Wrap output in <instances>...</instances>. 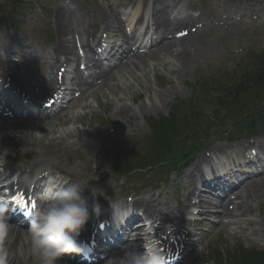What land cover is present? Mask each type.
Wrapping results in <instances>:
<instances>
[{
    "label": "bare ground",
    "instance_id": "6f19581e",
    "mask_svg": "<svg viewBox=\"0 0 264 264\" xmlns=\"http://www.w3.org/2000/svg\"><path fill=\"white\" fill-rule=\"evenodd\" d=\"M120 4H124V0H119ZM76 5V4H75ZM77 6V11L72 9V7L67 8L65 6L59 8L58 10V18L56 20V26L58 30V40L57 43L54 45L52 51H48L45 56L53 55V53L61 54L65 57L67 60L69 55H73L76 60H78V56L75 52V47L73 46L72 38L74 34L77 33L79 38L82 40L85 47H88L90 50H92V47L90 45V39L94 37L95 32L99 31L100 26L96 23L97 13L101 17V23L105 26V28H114L118 32H123V23L121 19H118L115 10L108 4L107 6L100 4V3H94V7L92 10L86 11L82 7ZM179 22L176 23H164V30L169 31L172 25H177ZM69 35L72 36L71 39H69ZM9 38L8 35H3L0 39V48L10 49L12 46L5 43L6 40ZM191 41L190 38H181L172 40L169 42L163 43L159 49L155 52H152L148 54V58L153 60V63L156 62H165L163 63V66L169 71H171V74L176 76L178 79H182L185 72L191 70L193 64H196L200 58V53L193 49V47L190 46ZM13 46H16L21 51H28L33 50L34 47L30 45H21V44H14ZM125 55H127V60L125 62L122 61V59L119 61L118 64L115 65V67L105 71L104 73L98 74L97 78L99 81L101 80V83L99 84V90H105L108 89L109 91H114L120 86V83L117 81L119 80V77H125L127 79V82H131L129 84L130 89L129 90H136L140 89V86H144L148 91H150V85L148 81H146L147 78H149L148 69L145 70L147 66V61L144 57L140 56L141 54L138 52H133L130 48L124 51ZM132 53V55H130ZM164 55V56H163ZM11 59V58H7ZM55 64L58 62H61L60 66H63V63H66V61L63 62L62 58L55 57L54 59ZM6 59L3 58L1 61V64H5ZM8 65H10V62H8ZM100 65V64H99ZM59 66V67H60ZM58 67V68H59ZM155 69V68H153ZM60 70V68H59ZM57 76V74H56ZM76 77L80 79V83L84 86H91L92 84H88L89 81H85L82 78V75L77 70ZM6 79L11 83V80L13 82L12 85L18 84L16 88H19L21 90H26L28 93L31 94L30 100L32 103H39L40 99L38 98L37 94L38 91L36 87L30 83L27 82V77L24 74V71H21L19 67L12 65L9 70L6 72ZM55 80H57V77H53L49 81H47L46 85H49L52 87L55 83ZM172 87L174 84H171ZM139 94H142L141 92ZM158 98L163 99L165 93H158ZM155 95V96H157ZM154 97H150V103L147 101H143L137 109H132L127 104L123 102V99H120L118 104L115 107V114L116 116L121 117L122 119H125L126 122L129 121V118L131 115L137 114V113H145L149 111L151 108H156L158 105L154 102ZM151 105V106H150ZM99 113V112H98ZM53 121H50L47 125L49 126L50 133L54 132ZM5 124H0V129L4 127ZM34 126H36V123H34ZM17 132V131H16ZM30 131L22 132L16 136L20 137L22 135H25L27 137L26 139L19 138V142L14 144V141L11 140V134L6 138L4 136V142H2V146L0 147V155H3L4 152H8L6 159H9L13 151H31V152H37L41 151L43 152H51L52 150V143L48 141L43 136L33 134H29ZM18 133V132H17ZM31 133H34L32 131ZM75 136V137H81L82 132L79 130L74 131H68L64 135L60 136V143L57 145L55 151L59 149H67L72 147V145L68 142V136ZM10 147V149H7ZM6 150V151H4ZM198 164H195L192 168H197ZM249 189L242 187L241 191L239 192L238 197L241 198V201L239 203L235 204L234 208H230L227 203L220 202V209L218 213H222L223 215L227 217L232 218H249L248 216L252 214L254 210L253 202L257 198L258 193L257 189L259 184L256 182H249L248 184ZM192 193V191H191ZM189 194V197L191 195ZM151 199H144V203L147 206V209L149 211H154V204H151ZM206 208L211 205L210 202H205ZM208 212H206L207 214ZM92 214V212H90ZM9 223V229L6 233L0 235V264H18L22 260V256H18L17 251L21 250L27 251V248L30 246L29 244V233L28 229H23L22 227H18L16 225H12ZM251 224H256L255 219H251ZM261 227H258L254 230L256 234L260 233ZM264 233V230L262 231ZM175 236V235H173ZM27 242V243H26ZM11 247V248H10ZM10 248V250H9ZM20 251V252H21ZM116 255L110 256L107 261H105L104 264H114L115 259H112L113 257H118L122 255L124 252L122 251H116Z\"/></svg>",
    "mask_w": 264,
    "mask_h": 264
},
{
    "label": "rangeland",
    "instance_id": "374dc122",
    "mask_svg": "<svg viewBox=\"0 0 264 264\" xmlns=\"http://www.w3.org/2000/svg\"><path fill=\"white\" fill-rule=\"evenodd\" d=\"M43 8H46L50 11V14L45 13V18L47 20L51 21V16L53 19V14L55 13L54 9L56 8L57 4L62 3L61 1L63 0H41ZM81 3H85L84 9L85 8H90L92 0H79ZM101 3L107 4L109 0H99ZM216 1L215 4L217 3H226L230 4V1L232 0H212ZM240 4L235 3V7L237 8H243L247 7L250 5L249 1H244L240 0ZM264 2V0H263ZM6 3V0H0V9L4 6ZM222 3V4H223ZM237 5V6H236ZM234 7V6H233ZM54 8V9H53ZM236 9V8H235ZM259 9L264 12V3L259 6ZM39 10L35 8V10L26 18L24 26L19 27V29L13 28L11 20L8 18L5 21L6 27L3 29L1 33L4 35L5 33H8L10 38L14 41H21L25 43H32V44H37L39 41H43V37L45 38V30L43 28L44 24L33 22V19H35L33 16L36 15L38 16ZM31 16V17H30ZM11 24V25H10ZM17 26V25H16ZM51 30L53 33H55L54 26H51ZM196 43L198 45L205 46L206 43H209L211 46H213L212 51V56H210L203 64L199 65L198 67H195L192 72H189L185 76V82L184 84L177 83L176 89H175V95H171L170 93L166 98L164 97V101L159 107L158 111L152 110L150 113L146 114L144 117L143 116H138L137 119H134L132 117L130 119L131 121V126L130 128L133 129L132 131L134 132V135H142L144 133H147L146 125H145V120L148 119L150 116H160V115H165L168 114V110L171 107V104L178 98H189L191 95L196 94V89L194 87V83L201 77L205 76L210 77L214 76L220 71L223 72H234L238 62L243 58L245 55L246 51L249 50L250 47H264V13L262 14V17L259 21L257 22H251L243 25H234L231 26L230 28L225 29L221 34L215 35L212 34L209 36L208 40H202L200 41L199 39L196 40ZM149 69V68H148ZM163 73H167L165 70H161ZM160 73L156 72V75L158 76ZM168 75V73L166 74ZM152 72L149 73V81L151 82V95L152 93L159 92L160 90L163 91L164 89H169L170 87V82L167 80V77L164 80H162V83L160 85L154 84L158 83L156 81V77ZM174 82V81H173ZM153 84V85H152ZM143 95H134L133 93L130 94V96H125L124 93L121 91V88H118L116 93L112 94L109 96L108 101L111 102V104L115 107L117 104V99L124 97L126 102L129 104L130 107L132 108H137L139 104L147 100L150 96V94L144 90ZM123 95V96H122ZM134 95V96H133ZM135 97V98H134ZM196 97L202 99V96L200 93L196 95ZM100 104V109L102 111H105V116L110 120L114 121L115 116H114V110L112 105H106L105 102L107 101V98H105L102 93L97 94L94 98H89L88 101L90 103H93L94 107L92 108L91 111H88L86 114L87 116L85 117L86 120L90 117L91 114H93V123L97 124V119L98 117L96 113L98 110L96 109L98 104L97 101ZM83 102V100L81 101ZM79 108H77L76 113L79 112ZM97 110V111H96ZM146 118V119H145ZM118 120L119 123H123L121 119H116ZM138 124L139 128L134 129L135 125ZM121 125V124H119ZM129 126V125H128ZM67 126H59V130L62 131L65 129ZM125 127V126H124ZM106 130V129H103ZM43 133V132H42ZM43 135V134H42ZM58 136V134H56ZM111 136V135H110ZM124 137L125 135L122 134L117 139L113 138V145L116 146H124ZM51 139V138H50ZM66 157H61L60 159H57L55 156H52V160L54 161L55 164L61 165V160H65ZM100 166L104 167L106 165L105 161L100 160ZM84 166V165H83ZM100 167V168H101ZM154 187V183L151 182V185L147 187V190L150 189V187ZM162 187V186H160ZM144 193V191L142 192ZM140 193V194H142ZM171 195L168 194L167 196L164 197V200L169 201ZM262 211L264 212V203L262 205ZM259 211H256V214H258ZM264 220V217L263 219ZM240 229V228H239ZM241 230V229H240ZM247 236V235H246ZM237 236L230 235L226 230H218L217 225L214 227L213 232L210 233L209 235L206 236V239L204 241V244L202 245L204 250H207L208 247H213V246H220L223 248H233L238 245V243L243 242L247 246H255L252 241H249L245 239L242 241L243 238H240L241 240L236 238ZM191 258V257H190ZM209 264H214V263H209Z\"/></svg>",
    "mask_w": 264,
    "mask_h": 264
},
{
    "label": "clouds",
    "instance_id": "9594fccd",
    "mask_svg": "<svg viewBox=\"0 0 264 264\" xmlns=\"http://www.w3.org/2000/svg\"><path fill=\"white\" fill-rule=\"evenodd\" d=\"M9 153L0 155V168ZM84 188L76 182H66L48 190L47 204L32 216L28 233L29 244L38 264H60L67 253H83L85 246L77 242L82 228L90 218V212L98 205L90 206L83 198ZM6 209L0 207V235L9 229ZM114 264H168L167 249L151 225L141 238L139 247H129L115 258Z\"/></svg>",
    "mask_w": 264,
    "mask_h": 264
},
{
    "label": "trees",
    "instance_id": "16d2710c",
    "mask_svg": "<svg viewBox=\"0 0 264 264\" xmlns=\"http://www.w3.org/2000/svg\"><path fill=\"white\" fill-rule=\"evenodd\" d=\"M256 74H255L256 76L254 77V79L255 78L258 79V85L260 87L259 88L260 89V92H259L260 95L259 96H264V68L259 69ZM252 258L255 259V261H260L261 260L259 256H253L250 253H246L244 255V257H243V260L246 263H249L250 261L253 260Z\"/></svg>",
    "mask_w": 264,
    "mask_h": 264
}]
</instances>
